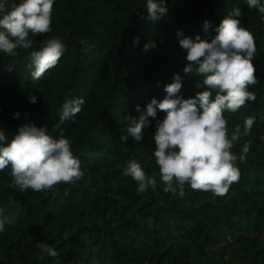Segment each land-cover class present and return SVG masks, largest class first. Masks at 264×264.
<instances>
[{"label":"trees","instance_id":"trees-1","mask_svg":"<svg viewBox=\"0 0 264 264\" xmlns=\"http://www.w3.org/2000/svg\"><path fill=\"white\" fill-rule=\"evenodd\" d=\"M144 2L55 0L52 31L37 34L34 47L59 38L65 50L38 81L27 51L0 54V129L9 140L24 123L46 126L54 138L63 130L83 173L47 191L21 192L9 187L10 168L0 171V213L9 218L0 232V264H264V19L244 0H165L167 15L151 22ZM233 7L241 9V26L256 45L257 82L248 86L256 98L224 113L229 135L246 117H256L249 135L231 149L239 157L243 142L250 144L246 159L235 162L239 179L224 195L187 183L183 196L164 192L152 134L165 113L148 118L140 142L121 136L140 114L135 105L143 109L152 97L162 99L174 74L182 77L184 98L207 87L199 86L202 75L183 73L189 62L176 33L210 39ZM149 40L157 46L144 51ZM74 97L84 99L81 111L61 122V105ZM133 159L156 178L155 190L138 193L136 181L122 175ZM41 242L58 255L41 251Z\"/></svg>","mask_w":264,"mask_h":264},{"label":"clouds","instance_id":"clouds-1","mask_svg":"<svg viewBox=\"0 0 264 264\" xmlns=\"http://www.w3.org/2000/svg\"><path fill=\"white\" fill-rule=\"evenodd\" d=\"M55 0H0V54L18 55L19 49L29 53L28 65L33 81H38L47 70L53 68L64 52V44L59 38L46 40L43 45L34 47V37L48 33L51 28V13ZM248 8H255L264 19V0H244ZM145 18L158 22L167 15L165 0H145ZM241 9L233 7L220 23L215 26V35L201 38L199 34L184 35L178 30L179 46L185 50L189 62L183 73L203 76L202 84L207 86L195 96L184 98L180 94L182 77L174 74L171 83L164 86L162 99L152 97L141 109L138 118H131L126 134L140 142L144 137L142 129L149 126V117L155 118L157 111L165 113L163 119L156 120L152 134L155 147L153 156L159 168V179L164 192L184 195V185L194 190L211 191L214 195H224L230 185L239 179V169L235 162H243L250 144L243 142L239 157L231 149L252 130L256 117L249 116L243 124H236L229 135L224 113L236 112L246 101L254 100L255 93L248 90L257 82L254 75L253 57L256 55L254 37L241 26ZM209 21L203 22L205 32ZM140 38L134 37L138 45ZM154 40L143 45L148 51L156 47ZM213 92L215 94L213 95ZM37 96L29 97L30 103L37 102ZM84 104L82 97L67 99L60 107L61 122L74 119ZM14 117H19L17 111ZM264 119V117H261ZM264 139V136L261 137ZM10 168L12 181L9 187L21 192L47 191L61 182L73 183L83 173L80 160L74 156L70 141L48 134L46 126L24 123L9 140L6 132L0 129V171ZM122 175L131 177L137 183V192L144 193L149 188L155 190L157 180L147 175L137 160H129L122 168ZM9 218L0 213V232L5 230ZM41 251L55 257L57 251L45 243L37 245Z\"/></svg>","mask_w":264,"mask_h":264}]
</instances>
